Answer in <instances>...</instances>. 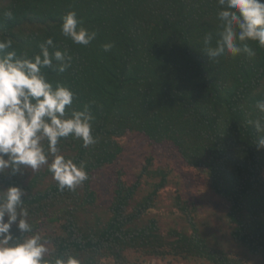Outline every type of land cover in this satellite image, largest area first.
<instances>
[{
	"label": "trees",
	"instance_id": "16d2710c",
	"mask_svg": "<svg viewBox=\"0 0 264 264\" xmlns=\"http://www.w3.org/2000/svg\"><path fill=\"white\" fill-rule=\"evenodd\" d=\"M218 0H0V40L19 58L39 54L53 39L72 58L64 72L42 69L48 81L72 90L71 110L94 117L96 144L69 136L60 154L83 164L89 179L74 191L58 189L47 165L0 176V191L22 188L33 232L48 241L46 259L72 256L81 264H135L169 257L200 264H247L217 246L215 233L194 217L195 205L176 198L183 224L162 230L150 217L167 172L145 159L132 183L117 169L107 193L96 174L118 163L120 140L140 134L153 146L168 144L183 163L203 170L210 190L226 203L231 238L264 264V148L254 123L264 113V48L255 55L208 58L204 36L219 38ZM10 11L9 19L3 15ZM75 11L81 26L96 32L87 46L61 34L62 18ZM113 47L105 52L103 45ZM53 51V49H49ZM55 63V62H54ZM143 181L149 191L143 192ZM48 228L52 230L47 231ZM12 233H21L13 225Z\"/></svg>",
	"mask_w": 264,
	"mask_h": 264
},
{
	"label": "clouds",
	"instance_id": "9594fccd",
	"mask_svg": "<svg viewBox=\"0 0 264 264\" xmlns=\"http://www.w3.org/2000/svg\"><path fill=\"white\" fill-rule=\"evenodd\" d=\"M218 4L219 38L214 47L210 46L211 33L203 40L208 58L241 53L252 57L255 52L249 41L264 48V0H218ZM3 15L12 17L10 11ZM62 20L61 34L74 44L87 46L96 38V32L81 26L75 11ZM12 44L11 39L0 40V176L6 172L23 174L22 169L37 171L47 165L59 190L74 191L89 175L83 164L60 154L58 145L69 136L81 140L83 147L96 144L91 123L94 117L87 108L71 110L75 99L72 90L60 83L53 86L42 71L54 68L62 73L71 67L72 58L56 49L51 38L39 45V54L32 58H19L15 51H8ZM112 47L108 43L103 50ZM256 108L264 113V100L257 101ZM249 123H254L258 132L264 131L261 120ZM257 143L264 148V136ZM25 195L17 186L0 191V264H81L72 256L46 259L48 241L39 234L24 235L33 232L22 199ZM13 225L20 236L13 235Z\"/></svg>",
	"mask_w": 264,
	"mask_h": 264
},
{
	"label": "rangeland",
	"instance_id": "374dc122",
	"mask_svg": "<svg viewBox=\"0 0 264 264\" xmlns=\"http://www.w3.org/2000/svg\"><path fill=\"white\" fill-rule=\"evenodd\" d=\"M123 152L116 164L106 166L99 171L95 178L100 190L107 193L113 186L117 169L124 172V180L132 183L149 156L153 158L150 169H163L167 172V185L157 196L156 206L151 210L150 217H155L162 230L180 227L183 224L182 212L176 206V198L188 202L197 209L194 217L215 233L217 246L227 253L241 258L247 264L259 262V258L250 255L231 238V227L226 221V203L214 194L208 187V178L203 170L187 167L177 151L168 144L153 146L140 134L134 133L120 140ZM143 192L149 191V186L143 181ZM52 229L48 228L50 232ZM135 264H200L196 261H183L169 257L160 260L154 257L141 259Z\"/></svg>",
	"mask_w": 264,
	"mask_h": 264
}]
</instances>
